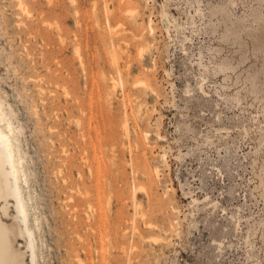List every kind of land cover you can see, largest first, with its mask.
<instances>
[{"label":"rangeland","instance_id":"rangeland-1","mask_svg":"<svg viewBox=\"0 0 264 264\" xmlns=\"http://www.w3.org/2000/svg\"><path fill=\"white\" fill-rule=\"evenodd\" d=\"M0 122L35 264H264V0H0Z\"/></svg>","mask_w":264,"mask_h":264},{"label":"bare ground","instance_id":"bare-ground-1","mask_svg":"<svg viewBox=\"0 0 264 264\" xmlns=\"http://www.w3.org/2000/svg\"><path fill=\"white\" fill-rule=\"evenodd\" d=\"M1 120L4 121V118H1ZM5 123L2 124L4 125ZM5 126L6 128L4 126L3 127L6 130L7 125ZM3 129L0 127V264H26V250L14 246L15 239L18 236H24L25 233L28 234L29 237H27L28 240L26 239V247L27 249L29 248L30 251V263L35 264L34 248L30 238L31 231L27 227V214L24 206L25 203L23 202L18 183L19 176L14 160L16 158H14L15 154L13 155L9 135ZM155 173L157 174V171ZM10 199L13 201L15 213L12 217V223L7 224L3 221L2 216L8 214L7 209Z\"/></svg>","mask_w":264,"mask_h":264}]
</instances>
